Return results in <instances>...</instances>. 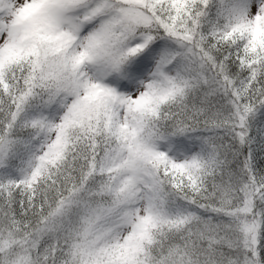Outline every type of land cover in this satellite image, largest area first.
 Instances as JSON below:
<instances>
[{
    "label": "snow or ice",
    "instance_id": "obj_1",
    "mask_svg": "<svg viewBox=\"0 0 264 264\" xmlns=\"http://www.w3.org/2000/svg\"><path fill=\"white\" fill-rule=\"evenodd\" d=\"M0 264H264V0H0Z\"/></svg>",
    "mask_w": 264,
    "mask_h": 264
}]
</instances>
